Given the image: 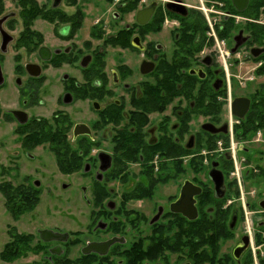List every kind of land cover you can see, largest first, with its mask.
<instances>
[{"label": "flooded vegetation", "instance_id": "obj_1", "mask_svg": "<svg viewBox=\"0 0 264 264\" xmlns=\"http://www.w3.org/2000/svg\"><path fill=\"white\" fill-rule=\"evenodd\" d=\"M1 1L6 191L27 201L45 176L53 193L58 173L83 180L61 184L83 205L61 212L66 229L20 231L6 206L22 258L264 264V191L238 197L241 169L264 178V0H13L6 13ZM186 182L193 220L171 207L186 206Z\"/></svg>", "mask_w": 264, "mask_h": 264}, {"label": "rangeland", "instance_id": "obj_2", "mask_svg": "<svg viewBox=\"0 0 264 264\" xmlns=\"http://www.w3.org/2000/svg\"><path fill=\"white\" fill-rule=\"evenodd\" d=\"M189 2L193 3L195 2V0H188ZM4 10L6 12H11V11H15L16 6L13 3V0H4ZM13 51V49L10 50L9 56H8V60L9 63L12 64V55L13 53L11 52ZM4 64L6 65V53L4 55ZM6 71V70H5ZM5 93H1L0 92V97H1V103H2V109L5 110L6 109V89L4 91ZM4 102V103H3ZM6 123L2 122L0 120V185L6 183V163L9 161V156L7 155L6 152V146L7 149H9L8 146V142L6 141ZM248 168V167H246ZM235 172V170H234ZM244 176V170L241 169L239 171V175L238 177H240V181L241 184L244 185L245 187V194L244 195H238L239 198L247 200V201H251V202H257L261 197H263V189H264V178L259 177L256 181L254 180H245L242 181ZM50 177L52 176H45V180L42 182V186L40 187V192H38V202L36 203V206L34 207V209L30 212H26L23 213L19 218L18 221L21 222L18 224V228L20 231H34L35 227H40V226H44L46 225V223H54L56 224V220L60 221L61 224H64V221H68L66 218L61 217L60 218V214L61 212L64 215H67V211H73V208H71L70 206H68V204L66 203V197L67 193L69 191H65L63 192L60 187L61 184H71L72 185H77L78 183H81L83 180L81 178L80 175H75L74 177H64L63 175H61L60 173H58V175L55 176V179H53V184H56L58 186V191L57 192H52L53 188L51 189L49 186V180ZM54 178V176H53ZM232 178H236L234 177V175H230V178H228V181H230ZM44 182L46 184H44ZM237 183V181H235ZM250 185L248 187V189L246 188V185ZM73 187V186H72ZM77 186L74 187V189H76ZM51 193H53L54 195H58V201L54 200L55 197L51 196ZM52 197V199H51ZM237 197V198H238ZM231 199V198H228ZM80 202H81V197H80ZM58 204L57 206V212L56 215L57 217L54 218V220H52L51 222H48V214L47 211H49L51 213V211L53 212V208L54 205ZM83 210V205L82 202L80 205L74 206V211L76 212L77 215L81 213V211ZM255 210L252 206V208L250 209V211ZM69 211V212H70ZM243 211V210H242ZM247 211H245L243 213V217H245V221L247 220ZM54 217V216H52ZM13 224L12 219L8 213V211L6 210V206H5V199L3 197V195L0 192V253L3 250V247L5 246V244H7L9 242V238H8V232H9V225L11 226ZM63 229H66L67 226L64 225H60ZM244 226V222H241V227ZM239 232V229H237L236 233ZM234 243V240L232 241H228L226 242V244H224L223 247L225 248H231L232 245ZM33 245H35V243H32ZM38 249V248H36ZM43 254H33V253H29L27 255L26 258H22V256L17 259L14 260L12 262H5L0 258V264H42V260L40 262V259L43 257Z\"/></svg>", "mask_w": 264, "mask_h": 264}, {"label": "trees", "instance_id": "obj_3", "mask_svg": "<svg viewBox=\"0 0 264 264\" xmlns=\"http://www.w3.org/2000/svg\"><path fill=\"white\" fill-rule=\"evenodd\" d=\"M32 5V4H31ZM3 6V2L0 0V8ZM32 7V6H31ZM61 137V136H60ZM61 140V138H60ZM0 192L5 199V206H7L14 215H21L23 213L32 211L38 202V196L34 197L32 200L25 201L20 196L14 197L12 194L6 191V183L0 185ZM15 198V200H13ZM28 243V241H27ZM26 243V248L28 244ZM25 242L21 240H13L8 242L3 247V250L0 253V258L5 262H12L19 259L21 256H24V251L27 250L24 248Z\"/></svg>", "mask_w": 264, "mask_h": 264}, {"label": "water", "instance_id": "obj_4", "mask_svg": "<svg viewBox=\"0 0 264 264\" xmlns=\"http://www.w3.org/2000/svg\"><path fill=\"white\" fill-rule=\"evenodd\" d=\"M236 1L238 2V4H244V2H245V0H240V3H239V0H236ZM1 33H2V35L4 34L3 31H1ZM5 35L6 34H4V36ZM5 45H6V42H3V48ZM1 80H2V75H1V71H0V83H1ZM244 106H245V104L242 103L239 107L241 109H243ZM221 179H222V177L220 176V182H216L218 184V189L222 185ZM189 188L191 189V184L189 182H186V185L182 189V195L186 196L185 197L186 202H187L186 206L184 205V206L179 207L177 205H172L171 207L176 208L175 210L182 212L188 219L193 220L196 217V211H195V208L193 207L192 203L190 202V200H188V198H187L191 194L190 192H189L190 194L187 193V190H189ZM40 237L44 241L53 240V239L61 240V238H62L60 235L54 234L53 232L48 231V230L40 231ZM109 244H111V242L108 243V245Z\"/></svg>", "mask_w": 264, "mask_h": 264}]
</instances>
